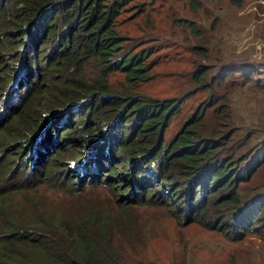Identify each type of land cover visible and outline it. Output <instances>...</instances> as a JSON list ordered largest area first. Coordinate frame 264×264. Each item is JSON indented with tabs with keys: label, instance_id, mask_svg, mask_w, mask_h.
<instances>
[{
	"label": "trees",
	"instance_id": "obj_1",
	"mask_svg": "<svg viewBox=\"0 0 264 264\" xmlns=\"http://www.w3.org/2000/svg\"><path fill=\"white\" fill-rule=\"evenodd\" d=\"M126 2L0 0V264H130L109 227L122 214L110 220L93 204L38 210L35 187L66 180L72 190L124 183L119 205L157 195L227 240L264 238V118L238 123L228 97L241 85L264 94V78L252 77L250 62L221 64L212 75L198 64L192 83L205 96L164 140L181 97L106 82L112 72L133 86L150 77L146 50L131 51L116 29ZM188 29L200 37L191 22ZM43 68L58 69L51 88L41 83ZM233 70L242 80L228 78Z\"/></svg>",
	"mask_w": 264,
	"mask_h": 264
},
{
	"label": "rangeland",
	"instance_id": "obj_2",
	"mask_svg": "<svg viewBox=\"0 0 264 264\" xmlns=\"http://www.w3.org/2000/svg\"><path fill=\"white\" fill-rule=\"evenodd\" d=\"M193 2L197 6L191 5L190 0H127L115 20L118 33L131 51L146 50L150 77L133 86L121 72H112L106 82L149 97H181L165 127L164 140L176 132L205 96L206 91L195 89L192 83V72L198 64L207 66L212 75L221 64L234 68L237 62H250L256 68L252 77L264 78V0H241L239 5L229 0ZM190 22L200 37L189 31ZM84 66L89 69L88 63ZM57 70H41L40 80L45 87H52L49 73ZM240 72L233 70L228 78L240 81ZM228 97L238 123L252 126L264 118V94L255 87L237 86ZM83 113L81 117H85ZM76 124L68 125L74 128ZM73 130L77 137L80 129ZM18 163V168H22ZM124 186L120 183L117 189ZM72 187L75 188L73 181L67 180L55 187L40 184L29 196L36 200L39 211L70 213L72 208L93 204L110 220L116 213L122 214L123 222L111 221L109 227L113 244L121 241L122 255L130 264H264V238L254 233H247L240 240H227L217 230L186 219L163 197L151 194L142 202L119 205L120 195L126 192L119 193L116 187L112 191L101 183L79 190ZM14 199L23 201L21 195ZM129 224L131 229L127 231ZM125 231L128 239L121 240L119 236Z\"/></svg>",
	"mask_w": 264,
	"mask_h": 264
}]
</instances>
